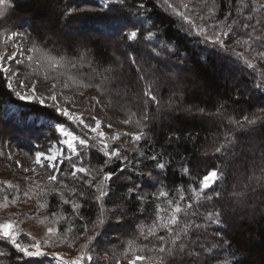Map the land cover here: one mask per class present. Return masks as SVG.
<instances>
[{
    "label": "trees",
    "instance_id": "16d2710c",
    "mask_svg": "<svg viewBox=\"0 0 264 264\" xmlns=\"http://www.w3.org/2000/svg\"><path fill=\"white\" fill-rule=\"evenodd\" d=\"M4 1L11 4L10 11L13 16L28 15L32 19L33 25L42 19L50 20L55 28L62 24L73 25L75 22L80 21L78 26L88 27L95 31L97 33L95 36L67 37L63 44L59 46L69 56L83 53L86 60L91 62L90 66L108 67L111 58L109 57L107 44L111 38L115 39L118 45L125 46V53L131 51L129 44L134 42L121 40L119 31H116L115 35L112 34L118 27H123L122 24L124 25L125 22H119L116 19L117 17H124L125 13L130 16L131 22L136 23V27L145 30V35L147 34L146 30L156 32L158 39L150 47L159 49L161 42L173 45L175 54L168 58L166 52L164 59L167 64L178 60L180 67L178 69L168 67L164 69L162 75L157 73V75H160V80L155 87L164 107L158 109L157 105L150 101L147 108L144 106L145 110L143 108L144 111L142 110L140 114L149 113L150 118L145 122L147 127L144 129L148 135L139 143L134 144L133 147H121L122 151L128 156V161L113 159L105 164L107 158L99 150L95 148L90 151L84 150L83 165L96 170L103 167L104 171L114 172L116 176L120 177L131 175L133 181L141 183L144 192L156 191V187L145 185L143 181L138 180L136 173L133 171V165L144 172L152 170L153 175H158V180L162 179L167 187L172 190L170 195H175L176 188L183 186L187 189L188 185L193 183L191 177L200 179L206 174V170H211L218 164H224V159L220 154L214 153L213 149L223 139L225 130L231 127L228 123V117L238 119L245 114L259 115L257 110L264 107V92L254 87L255 82L260 79L259 73L264 71V61H261L250 50L243 51L239 49L240 44L235 43L237 39H246V33H251L253 36H264V24L256 23L258 20L264 21V7H261V5H264V0H257L255 5L245 8L243 12L237 10L241 7L239 0H214V3L213 0H208V7H214L211 14H208L207 8L198 7L196 9L197 14L208 15V19L212 18L216 23L223 21L225 24L231 25L230 22H237L233 25L235 30L230 33V36L224 37L227 43V51L220 49L218 46L214 47L210 43H203V36L189 34L187 24L179 16L173 14L165 0H126V6H121L115 0H111L106 7L99 4L98 0H81V5L73 2L74 7L68 5V3H71L70 0L69 2L67 0ZM176 2H179V0H176ZM168 3H173V0H168ZM139 4H143L144 7L138 9ZM173 6H175L174 3ZM89 7L91 12H88ZM69 10L73 11L70 12ZM245 14H248L251 19L249 20ZM226 17L228 19H225ZM123 20L126 21V17ZM240 21L250 23L257 31L252 32L251 27L248 29L240 28ZM127 26L130 28L131 23H127ZM212 31V29L209 30L210 34ZM32 36L36 39L41 38L43 33L33 30ZM103 36L107 37L106 43L100 41ZM43 38L45 39V37ZM136 46L145 48L146 53L150 51V48H146L143 42L138 43ZM254 46L259 48V42ZM233 49L235 52L243 53L244 56L234 55ZM124 51L123 54L119 55L126 61V66L124 72L123 70L117 72L118 79L119 81H125L127 88L131 90L138 89L139 85L134 79L136 70L130 66ZM246 59L251 60L256 65L255 70L247 67L245 64ZM78 66L72 70L78 71ZM159 67L164 68V65L160 64ZM169 69L175 74L174 79H168L167 72ZM170 97L172 106L167 107ZM145 99L147 98L145 97ZM5 103H10L18 108L21 116L19 120H15V117H7L3 111L5 109L2 108ZM221 105H223V110L218 113V108ZM140 108L138 109L140 110ZM198 109H204L205 111L200 112ZM136 111L137 109L133 108L129 112ZM27 115H33L36 120L33 122L25 121ZM38 117H44L51 121L60 120L53 108L17 98L11 89L7 87L5 75L0 73V141L6 140V132L12 135L15 134L14 131L22 133V131L30 130L38 135L35 137L42 136L41 129L35 128ZM256 129L257 131L251 135V138L241 136L238 139L246 142L245 148L255 144V155L258 157L259 148L264 142V127H261V123L258 122ZM53 131L50 130L52 136L55 135ZM176 136H179V139ZM30 147L34 148L32 145ZM140 151H143L146 155L162 153V162H167V167L162 171L155 169V161H149L139 156ZM252 157V152H245L238 159H229L225 165L224 171L227 175L222 184L216 185V190L223 192V202L226 204L232 203L229 194L234 190V184L237 185L236 190H242L238 177L242 174H250L247 172L246 165ZM137 159L141 160L142 164H136ZM188 160L193 163L187 166L196 170L191 171L190 174H184L182 169L186 166L185 162ZM120 169H123V172ZM63 172L68 174L67 171H62L59 175H63ZM259 174L257 172V175ZM93 175L95 176L96 173L93 172ZM79 176L82 175L78 174L76 179L70 175L62 178L66 183L70 182L71 185H75L79 190L85 192V197L81 199L83 205L81 215L85 219H73L71 205H62L63 212L68 219L59 227L67 228L69 223H74L76 231L80 233L79 236H84L93 229L90 221L96 218L97 205L92 199L95 189L84 184ZM116 176L109 182L112 191L109 198H106L108 208H112L114 202H122L127 187L132 184L131 181L126 179H116ZM88 178L85 177V179ZM99 179L100 177L96 176V180ZM8 194L10 195L9 198L14 196L16 189L10 188L8 183L0 182V196L4 197ZM186 194L190 195V193ZM135 195L133 194L125 202L123 222L118 223L112 219L101 230V235L97 237L92 245L94 261L98 260L100 264H103L106 251L109 254L115 251L116 255L119 256L122 245L129 238L131 232L134 231L135 223L140 220L150 222L154 206L145 205L147 211L138 212L137 209L140 205L136 201ZM41 198L42 201L40 202L48 205L47 208H43L47 215L60 211L58 205H61V201L58 194L52 193ZM259 201H264V194H250L247 203L248 205H256L254 214L252 209H249L248 213H241L238 210V213L233 215L231 221L226 225V236L230 240L232 248L223 251L220 259H238L240 264H264V203ZM216 203L219 206L220 202ZM200 211L203 212L205 209L201 208ZM85 223H88L86 233L82 231ZM219 227V225H211L210 232L216 231ZM78 240L79 238L76 239V241ZM212 242L211 237H209L206 243L211 244ZM149 247H151V244ZM237 249L239 251H236ZM0 250L7 253L0 256V264L54 263L50 258L47 261L45 258L41 259L40 257H25L8 241L0 240ZM234 251H236L235 258L232 257ZM111 263H114V260H111Z\"/></svg>",
    "mask_w": 264,
    "mask_h": 264
},
{
    "label": "snow or ice",
    "instance_id": "6c2138e0",
    "mask_svg": "<svg viewBox=\"0 0 264 264\" xmlns=\"http://www.w3.org/2000/svg\"><path fill=\"white\" fill-rule=\"evenodd\" d=\"M121 6H126V0H115ZM168 7L172 10L173 14L179 16L188 26V33L195 34L197 36H203V43L211 44L212 46H218L220 49L227 51V43L224 37H229L235 29L233 25L237 22L233 21L232 25L224 24L223 21H219L215 24H208V15L197 14L196 9L198 7L207 8L208 14L214 11V7H208V0H173V3H168L165 0ZM4 0H0V4H3ZM214 3V0H213ZM241 5L237 10L243 12L245 8H249L257 3V0H239ZM143 4L138 5L139 8H143ZM264 7V5H261ZM70 12L73 10H69ZM4 13L0 12V18H3ZM225 19H228L226 17ZM250 20L251 17H248ZM132 24L130 28L124 25L121 28L113 31V35L116 31L121 33L120 39L130 43L129 47L131 51L125 53L129 64L136 70V82L144 83L143 95L147 98L145 101V107L147 108L148 102H153L160 109L164 107L161 98L158 95L157 82L160 80L161 75L164 74V69L168 68V64L164 59L166 52L167 57L170 58L174 55L173 45L171 43L161 42L159 49L156 47H150L158 39L156 32L152 30H142L136 27L135 22H129ZM257 24H264V21H257ZM223 25V27H221ZM155 27V26H153ZM239 27L243 29L252 28V32H256L257 29L250 23L244 21L239 22ZM127 28V31L124 29ZM212 29L213 31L209 32ZM226 29V30H225ZM23 32H12L8 38L11 39L14 36H24ZM247 38L235 41L236 44L243 43L248 49L255 53L261 61H264V36H253L251 33H246ZM142 38V41H141ZM143 42L146 48H150V51L145 53V50L137 47L136 45ZM259 42L260 47L257 48L254 45ZM28 51L38 53V56L27 55V68L31 69L27 74L20 71V69H13L10 66H5L3 63L5 59L12 60L16 65L24 66L25 60L15 58V54L5 57L0 54V73L5 74L7 81V87L12 89L15 95L22 101H39L45 102V97L38 94L39 87L42 81L37 77L32 79L33 74L43 72L44 81H53L51 83V95L49 99L55 101L57 99L56 89L62 84L64 88L69 85L67 82H62L60 77L67 76L68 80L73 83H79L84 88L95 87L101 94H105L108 91L110 83L118 78L116 70L109 65L104 68L102 72H97L93 69L95 77L99 82L85 83L82 79L72 75L68 70L76 69L81 61L86 60V56L83 53H78L76 56H69L67 54L53 55L46 47L33 43L32 48ZM21 55L24 53L21 52ZM149 55L151 60H155L156 64H150L145 62L139 57L143 55ZM233 54L238 57H243L244 54L235 52ZM182 63V61H181ZM91 64V62H89ZM147 64V66H145ZM163 64L164 68L158 67ZM247 67L256 69V65L251 60H245ZM82 66V65H80ZM55 73V75H53ZM151 74V79L147 77ZM260 79L255 82L254 87L264 92V71L259 73ZM175 74L169 69L167 72L168 79H174ZM134 86V85H133ZM21 89L17 91L16 89ZM155 93V94H154ZM82 95V94H81ZM175 95V93H173ZM93 99H96L93 97ZM99 103V100L96 99ZM172 106V99L170 97L167 107ZM223 105L218 108V113L222 112ZM56 111L62 116L66 117L69 121H73L78 125H82L83 128H90L91 132L95 135L82 138L80 135L74 134L73 131L68 130L64 124L58 125L59 131L65 137L63 140L64 148H56L54 151L50 149V154L43 152H36L35 163L42 168H51L53 171L46 176L47 186L41 187L39 183H33L29 185V191L22 193L23 197L31 199L29 192L31 191L37 198L46 197L52 193L58 194L61 205L59 212H52V224L54 226L48 227L46 231L47 239L43 242L38 241L35 237L32 238V242L28 244H22L18 241L20 235V229L18 228V221L5 220L0 222V240L8 241L15 247L18 252L22 253L25 257H43L51 255L56 259V264H100V262L94 261L93 257V243L97 240V237L101 235L103 227L112 219L116 222H123L125 216V202L133 195H135L136 201L139 202L140 207L138 212L143 213L147 211L145 205H152V218L150 222L140 220L135 223L134 231L131 232L129 238L122 245V251L119 256L115 251L110 254L106 251L103 264H108V261L114 260V264H240L238 259L222 260L220 259L223 251H227L232 248L230 240L226 236V225L231 221L233 215L239 212L248 213L249 209L254 210L256 205H248L247 201L250 194H264V142H262L259 148V156L255 155L256 146L251 144L245 148V141L238 139L241 136H248L257 131L256 126L258 122L261 123V127H264V107L259 108L256 114H245L236 119L228 117V123L231 126L223 133V139L214 147V153L220 154L224 159V164H218L211 170H206V174L202 178L197 179L191 177L193 183L188 185L187 189L183 186H179L175 189V195H170V190L162 179L158 180V175H153V171L149 170L144 172L137 169L133 165V171L136 173L137 179L143 181L145 185H151L156 187V191L147 193L143 191L141 183H137L132 180V176H116L114 172L104 171L103 167L99 170L89 168L87 165H82L77 162H72V156L77 157V160H83L85 153L79 149H88L98 147L103 155L107 158L105 164L109 161L116 159L121 161H128V156L122 151L121 146H113L109 141H119L120 134L113 133L106 135L104 131L100 130L101 121L93 117L95 126L92 127L89 123L85 122L83 115H78L70 112L68 108H61L56 106ZM200 112H204V109H198ZM131 116H136V113H131ZM150 116L149 113L144 112L141 114V118L135 120L137 127L141 129L139 133H125V135L131 136L133 143H139V141L147 137V132L144 129L147 127V122ZM131 118L123 121L124 124L132 123ZM109 128L113 126L108 125ZM179 139V136H176ZM171 139V137H170ZM150 142V141H149ZM79 146V148H78ZM65 152H70V155H65ZM245 152H252L253 157L246 165L247 172L250 174H242L238 177L241 182L242 190H236L237 185H233V191L229 194L232 201L231 204H226L224 201V195L222 191L216 190L217 184H222L226 177L224 171L225 165L229 159L235 160L240 158ZM139 156L144 157L149 161H155V169L164 170L167 167V162L163 161V154L146 155L143 151L139 152ZM43 158L46 163L42 162ZM65 160L69 161L68 175L74 179L79 176V179L83 181L89 188L95 189L92 199L97 205V215L95 220L90 221L91 226L95 231L92 235L87 236L85 243L80 245L82 249L81 253L70 259H64L56 252H46L44 245L49 247L54 246V240L61 243H74L78 239L79 234L76 231V225L69 223L67 228L59 227L62 223L68 219L65 216L62 205H71V216L73 219L79 218L84 220L81 215V208L83 207L81 199L85 197V192L79 190L75 185H71L70 182L66 183L63 178H59L57 173L61 172L62 165ZM19 163V162H17ZM136 164H142V161L137 159ZM191 160L185 162L182 172L184 174H190L195 168L190 169L187 165L192 164ZM28 172L29 169H24ZM34 171V169H32ZM123 172V169H120ZM93 172L96 175H93ZM257 172L260 174L257 175ZM96 176L100 179L96 180ZM116 179H126L131 181V186L127 187L126 192L123 195L122 202L113 203L112 208L107 207V199L112 191L109 187V182ZM85 177H89L85 179ZM26 179H31L26 177ZM158 181V186H157ZM8 186L16 189V195L11 199L7 195H4L0 200V209L8 208L9 204H16L20 199V190L18 186L12 185L10 182ZM259 190V193H258ZM67 193V195H66ZM190 193V195L186 194ZM216 202H220L217 206ZM264 203V201H259ZM39 208H47L46 203H39ZM204 208L205 211L201 212L200 209ZM48 217H44L41 220L43 223ZM200 221V222H198ZM211 225H219L220 227L216 231H211ZM82 231L86 233L88 231V223H85ZM164 234H161V233ZM28 235H31L30 233ZM209 237L212 239L211 244H207ZM151 244V247L149 245ZM236 251H239L238 249ZM236 251L232 252V257L235 258ZM7 253L0 250V256H4Z\"/></svg>",
    "mask_w": 264,
    "mask_h": 264
},
{
    "label": "rangeland",
    "instance_id": "374dc122",
    "mask_svg": "<svg viewBox=\"0 0 264 264\" xmlns=\"http://www.w3.org/2000/svg\"><path fill=\"white\" fill-rule=\"evenodd\" d=\"M70 1L71 3H68V5L73 7V2L80 5L82 4L80 3L81 0ZM109 1L111 0H98L97 2L106 7L109 4ZM67 2H69V0H67ZM10 6L11 4L7 1H4L3 4H0V12L4 13L3 18H0V54H3L5 57L11 54H15L16 59L25 60L24 66L16 65L14 61L7 59H5V61L3 62L5 66H10L13 69H20V71L25 74L31 71V69L27 68L26 56L39 55L38 53L28 51L32 48L33 43L40 44L46 47L52 52L53 55H59L66 54V52L59 46L63 44L67 37L82 38L85 36H95L97 34L95 31L91 30L88 27L78 26V24H80V21L75 22V24L73 25L62 24L58 28H55L53 27L50 20L46 21L42 19L33 25L32 19L28 15L13 16L10 11ZM88 12H91L90 7L88 9ZM126 14L127 13H125L124 15V17H126V21L123 20L124 17H117L116 20H119V22L124 21V25H127V23L132 21V19L128 14ZM245 16L249 17L248 14H245ZM207 23L215 24L216 22L214 19L209 18L207 20ZM230 23L231 25L233 24L232 22ZM124 25L122 24V26ZM221 27H223V25H221ZM33 30L42 32L43 36L37 39L36 37L34 38L32 36ZM126 30L127 29H125V31ZM12 32H23L25 33V35L14 36L9 39L8 36ZM43 37H45V39ZM102 38L103 39L100 38V41L106 43L107 37L103 36ZM245 38H247L246 35ZM107 46L109 57L111 58L109 65H111V67L116 70V73L120 70H123L124 72L126 61L119 54L124 51L125 46H122L121 44L118 45L116 40L113 38L108 41ZM238 48L242 49L243 51L249 50L248 47L243 43L240 44ZM142 49L145 50V48ZM21 52H23L24 54L21 55ZM138 59H141L153 65L156 64V61L151 60L150 56H148L147 54L139 57ZM175 61L169 62L168 67L178 69L180 67V63L178 62V60ZM89 62L90 61L88 60L81 61L78 66V71H74L72 69H69L68 71L72 75L77 76L79 79H82L85 83L90 82V77L91 82L97 83L99 82V80L95 77L93 69H95L97 72H102L106 67H100V65L97 67H95L94 65L90 66ZM145 66H147V64ZM53 75H55V73H53ZM37 77L42 81L39 87L38 94L45 97V102H28H37L40 105H45L53 108L56 114L60 117V120L51 121L44 117H38L36 121L37 125L35 126V128L41 129V133L43 134L42 136H39L37 138L35 136L38 135L30 130H26L24 132L22 131V133L14 131L15 134L12 135H9L8 132H6V140L3 141L4 143L0 141V182H10L12 185L18 186L21 193L20 199L16 204H9L8 208L0 209V222H3L5 220L18 221V228L20 229L18 241L22 244H28L32 242L33 237H35L36 240L43 242L47 239V228L54 226L52 224V216L47 215V213L44 212V209L39 208L38 206L37 199H39V203H41V197L37 198L32 194L31 191L29 192L31 199L25 198L22 195L24 191H29L30 184L39 183L41 187L43 185L45 187L47 184L46 176L48 174H51L53 171L51 168H42L35 163L36 152L50 154V149L54 151L56 148L65 147V145L63 144V140L65 139V137L62 135L58 128V125L60 124H64L65 127L68 128V130L73 131L74 134L80 135L82 138H87L95 135L91 132L90 128L85 129L82 125H78L73 121H69L66 117L62 116L56 111V106H60L61 108H68V110L74 114L83 115L85 122L89 123L92 127L95 126V122L92 118L95 117L96 119H99L101 121L100 130L104 131L106 135H111L113 133L120 134V140L109 141L110 144H112L113 146L130 148L133 147L136 143H133L131 136L125 135V133H139L141 131V129L135 124V120L141 118L140 113L142 112L143 108L145 110L144 106L146 101L145 96L143 95V82H141V84L140 82L138 83V89L131 90L125 86V81H119V79L117 78L110 83V85L108 86V91L105 94H101V92L98 91L95 87L84 88L81 86V84L73 83L71 80H68L67 76L60 77V80L62 82H67L69 86L67 88H64L62 84L59 85L55 90L57 99L53 101L48 98L51 95L50 85L51 83H53V81H44L42 71L37 74H33L32 79H36ZM147 78L151 79V74H149ZM134 79L136 81V74L134 75ZM16 90L20 91L21 89L17 88ZM11 91L13 92L12 89ZM13 94L15 95L14 92ZM93 97L98 99L99 103H97L96 99H93ZM139 107H141L140 110L138 109ZM2 108L5 109L3 111L6 113L8 118L15 117V120L20 119L21 116L19 114V110L15 105L5 103ZM133 108L137 109V111L135 112L136 116H131V113L133 112H129L131 109L133 110ZM129 118H131L133 122L124 124L123 121ZM27 120L33 122L36 119L33 115H27L25 121ZM109 124H111L113 127L109 128ZM50 130H54V136L50 135ZM31 145L34 148L30 147ZM94 148L96 150H99L98 147L79 150L84 152V150L90 151L94 150ZM70 154V152H65L66 156ZM41 160L42 162L46 163L43 158H41ZM72 162H77L83 165V160L78 161L77 157L75 156H72ZM58 167L61 168V172H68L70 167L69 161L65 160L62 165L58 164ZM26 168L29 169L28 172H25L24 169ZM32 169H34V171H32ZM63 173V175L61 176L59 175V173H57L58 177L62 178L69 176L67 173ZM26 177H30L31 179H26ZM9 196L10 195L8 194V197ZM11 198L12 197H10L9 199ZM2 199L3 197L0 196V200ZM44 217H48V219L41 223V220H43ZM94 231L95 230L92 229L84 236H79V240L75 241L74 243H61L54 240V246L49 247L48 245H44V250L46 252L59 253L60 256H62L66 260L74 258L78 256L82 251L80 245L85 243V241L87 240V236L92 235ZM29 233L31 235H28ZM40 258H45L47 261H49L48 258H50L54 262L53 264H56V259L58 257L54 258L51 255H46ZM108 264L114 263L108 261ZM124 264H126V262H124Z\"/></svg>",
    "mask_w": 264,
    "mask_h": 264
}]
</instances>
